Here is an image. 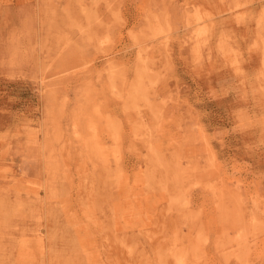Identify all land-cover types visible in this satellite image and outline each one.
<instances>
[{"label": "rangeland", "instance_id": "obj_1", "mask_svg": "<svg viewBox=\"0 0 264 264\" xmlns=\"http://www.w3.org/2000/svg\"><path fill=\"white\" fill-rule=\"evenodd\" d=\"M0 208V264H264V0H0Z\"/></svg>", "mask_w": 264, "mask_h": 264}, {"label": "bare ground", "instance_id": "obj_2", "mask_svg": "<svg viewBox=\"0 0 264 264\" xmlns=\"http://www.w3.org/2000/svg\"><path fill=\"white\" fill-rule=\"evenodd\" d=\"M260 25H261V24H260ZM258 27H259V26H258ZM203 32H204V31H203ZM205 33H206V32H205ZM237 46H238V45H237ZM230 50H231V49H230ZM240 56H241V55H240ZM199 58H200V57H199ZM192 61L195 62L194 60H192ZM233 62H234V61H233ZM81 144H82V143H81ZM105 146H106V145H105ZM105 148H106V147H105ZM113 149H116V146H115V148H113ZM108 150H109V149H108ZM116 150H117V149H116ZM116 150H115V151H116ZM104 151H105V150H104ZM106 154H107V153H106ZM116 154H117V153H116ZM105 156H107V155H105ZM117 159H118V158H117ZM117 159H116V160H117ZM107 169H108V168H107ZM49 170H51V169H49ZM49 170H48V171H49ZM116 171H117V170H116ZM119 171H120V170H119ZM119 173H120V172H119ZM120 174H121V173H120ZM112 175H113V174H112ZM121 175H123V174H121ZM120 177H121V176H119V178H120ZM116 179H117V175H116ZM118 180H119V179H118ZM120 180H121V179H120ZM125 180H126V179H125ZM116 181H117V180H116ZM117 182H118V181H117ZM124 182H125V181H124ZM125 184H126V183H125ZM123 185H124V184H123ZM126 186H127V185H126ZM124 191H125V190H124ZM125 193H126V192H125ZM128 193H129V192H128ZM129 194H130V193H129ZM108 196H109V195H108ZM108 196H107V197H108ZM110 197H111V196H110ZM116 197H117V196H116ZM117 198H118V197H117ZM113 200H114V199H113ZM113 200H112V201H113ZM114 201H117V200H114ZM2 202H3V201H2ZM101 203H103V202H101ZM101 205H102V204H101ZM7 206H9V205H7ZM98 208H99V207H98ZM110 208H112V207L110 206ZM0 209H1V208H0ZM3 209H4V207H3ZM108 209H109V207H108ZM119 209H120V208H119ZM96 210H97V209H96ZM100 210H101V208H100ZM98 211H99V210H98ZM109 212H110V211H109ZM96 213H97V212H96ZM102 216H103V214H102ZM112 219H113V218H112ZM112 219H111V220H112ZM106 221H107V220H106ZM112 222H113V221H112ZM103 223H104V222H103ZM111 225H112V224H111ZM103 226L105 227V225H102V227H103ZM109 228H110V227H109ZM112 228H113V226H112ZM103 229H104V228H103ZM103 229H102V230H103ZM99 230H100V229H99ZM105 230H106V228H105ZM107 230H108V227H107ZM109 231H110V229H109ZM111 232H112V231H111ZM140 233H141V232H140ZM111 234H112V233H111ZM130 234H131V233H130ZM112 236H113V235H112ZM121 236H122V235H121ZM36 237H37V236H36ZM117 237H118V236H117ZM117 237H116V238H117ZM126 237H127V236H126ZM86 238H87V237H86ZM92 238H94V237H92ZM174 238H175V237H174ZM89 239H90V238H89ZM113 239H114V237H113ZM118 239H119V237H118ZM123 239H124V238H123ZM144 239H145V238H144ZM144 239H143V240H144ZM130 240H131V239H130ZM173 240H174V239H173ZM70 241H71V240H70ZM106 241H107V239H106ZM108 241H109V240H108ZM133 241H134V240H133ZM80 242H81V240H80ZM93 242H94V241H93ZM111 242H112V241H111ZM123 242H124V241H123ZM123 242H122V243H123ZM172 242H173V241H172ZM107 243H108V242H107ZM130 243H131V242H130ZM111 244H112V243H111ZM117 244H118V243H117ZM136 245H137V244H136ZM174 245H175V243H174ZM14 246H15V244H14ZM107 246H108V245H107ZM119 246H120V245H119ZM128 246H129V245H128ZM128 246H127V247H128ZM1 247H2V246H1ZM62 247H64V246H62ZM131 247H132V246H131ZM5 248H6V247H5ZM7 248H8V246H7ZM7 248H6V249H7ZM10 248L12 249L11 246H10ZM47 248H48V247H47ZM122 248H123V247H122ZM104 249H106V248L104 247ZM126 249H128V248H126ZM66 250H67V249H66ZM106 250H107V249H106ZM149 250H150V249H149ZM157 251L159 252V250H157ZM157 251H155V252L157 253ZM43 252H44V251H43ZM53 252H54V251H53ZM107 252H108V251H107ZM139 252H140V251H139ZM141 252H142V250H141ZM150 252H151V251H150ZM68 253H69V252H68ZM71 253H72V252H71ZM133 253H134V252H133ZM152 253H153V252H152ZM105 254H107V253H105ZM126 254H129V253H126ZM126 254H125V255H126ZM181 254L183 255V253H181ZM50 255H51V254H50ZM66 255H67V254H66ZM74 255H75V254H74ZM131 255H132V254H131ZM136 255H137V254H136ZM136 255H134V256H136ZM174 255H175V254H174ZM62 256H63V253H62ZM109 256H110V255H109ZM128 256H129V255H128ZM139 256H142V255H139ZM155 256H156V254H155ZM159 256H160V255H159ZM57 257H58V256H57ZM59 257H60V256H59ZM68 257H70V256L68 255ZM115 257H116V256H115ZM143 257H144V255H143ZM156 257H157V256H156ZM171 257H172V255H171ZM174 257H175V256H173V258H174ZM180 257H182V256H180ZM52 258H53V257H52ZM72 258H73V257H72ZM128 258H130V257H128ZM139 258H141V257H139ZM145 258H147V257H145ZM145 258H144V259H145ZM175 258H176V257H175ZM175 258H174V259H175ZM187 258H188V257H187ZM66 259H67V258H66ZM115 259H116V258H115ZM151 259H152V258H151ZM153 259H154V256H153ZM177 259H178V257L175 259V260L178 262L179 260H177ZM181 259H183V258H181ZM74 260H76V259H74ZM139 260H140V259H139ZM164 260H165V259H164ZM164 260H163V261H164ZM186 260H187V259H186ZM192 260H193V259H191L190 261H192ZM195 260H196V259H194V261H195ZM60 261H61V260H60ZM160 261L162 262V260H160ZM176 261H175V263H176ZM184 261H185V260H184ZM187 261H188V260H187ZM190 261H189V263L191 264ZM194 261H193V262H194ZM196 261H197V263L199 262L198 260H196ZM36 262H37V261H36ZM45 262H47V261H45ZM54 262H55V261H54ZM65 262H66V261H65ZM114 262H115V261H114ZM145 262H146V261H145ZM153 262H154V261H153ZM171 262H172V260H171ZM182 262H183V261H182ZM193 262H192V263H193ZM58 263H60V262H58ZM76 263H77V262H76ZM76 263H75V264H76ZM112 263H113V262H112ZM133 263H134V262H133ZM150 263H151V262H150ZM150 263L148 262V264H150ZM154 263H155V262H154ZM165 263H166V262H165ZM187 263H188V262H187ZM55 264H57V263H55ZM88 264H89V263H88ZM141 264H142V263H141ZM144 264H145V263H144ZM171 264H172V263H171ZM177 264H178V263H177ZM183 264H184V263H183ZM193 264H195V263H193Z\"/></svg>", "mask_w": 264, "mask_h": 264}]
</instances>
